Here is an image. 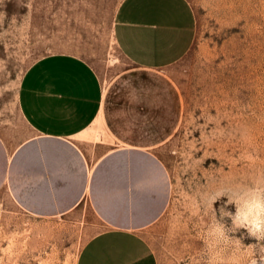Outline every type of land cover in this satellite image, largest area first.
<instances>
[{"label": "rangeland", "instance_id": "obj_1", "mask_svg": "<svg viewBox=\"0 0 264 264\" xmlns=\"http://www.w3.org/2000/svg\"><path fill=\"white\" fill-rule=\"evenodd\" d=\"M187 1L195 14L191 45L159 69L178 118L155 149L164 176L154 213L134 228L157 264H264V236L251 237L232 219L254 193L264 198V0ZM121 2L0 0V140L8 147L31 135L18 89L40 57L77 54L103 85L132 69L113 35ZM109 225L84 204L29 216L2 190L0 264H75L86 240Z\"/></svg>", "mask_w": 264, "mask_h": 264}, {"label": "crops", "instance_id": "obj_2", "mask_svg": "<svg viewBox=\"0 0 264 264\" xmlns=\"http://www.w3.org/2000/svg\"><path fill=\"white\" fill-rule=\"evenodd\" d=\"M195 14L187 0H122L113 35L132 69L103 85L73 53H51L23 73L19 111L31 135L0 140V191L29 216L64 215L84 204L108 227L82 245L75 264H157L135 229L154 213L164 164L156 147L178 118L159 69L188 50Z\"/></svg>", "mask_w": 264, "mask_h": 264}, {"label": "clouds", "instance_id": "obj_3", "mask_svg": "<svg viewBox=\"0 0 264 264\" xmlns=\"http://www.w3.org/2000/svg\"><path fill=\"white\" fill-rule=\"evenodd\" d=\"M220 194L222 193L219 192L212 197L213 203ZM232 219L235 228L246 229L251 237L264 236V198L259 193H254L251 198L244 200L243 204L238 206Z\"/></svg>", "mask_w": 264, "mask_h": 264}]
</instances>
